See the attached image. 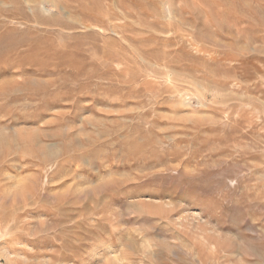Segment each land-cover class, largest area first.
<instances>
[{
	"label": "rangeland",
	"instance_id": "rangeland-1",
	"mask_svg": "<svg viewBox=\"0 0 264 264\" xmlns=\"http://www.w3.org/2000/svg\"><path fill=\"white\" fill-rule=\"evenodd\" d=\"M0 264H264V0H0Z\"/></svg>",
	"mask_w": 264,
	"mask_h": 264
}]
</instances>
